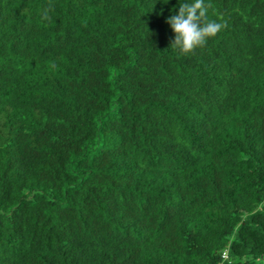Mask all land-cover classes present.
Masks as SVG:
<instances>
[{
	"label": "trees",
	"instance_id": "16d2710c",
	"mask_svg": "<svg viewBox=\"0 0 264 264\" xmlns=\"http://www.w3.org/2000/svg\"><path fill=\"white\" fill-rule=\"evenodd\" d=\"M184 2L0 0V264L264 260V0Z\"/></svg>",
	"mask_w": 264,
	"mask_h": 264
},
{
	"label": "clouds",
	"instance_id": "9594fccd",
	"mask_svg": "<svg viewBox=\"0 0 264 264\" xmlns=\"http://www.w3.org/2000/svg\"><path fill=\"white\" fill-rule=\"evenodd\" d=\"M209 7L205 0L179 4L178 14L170 16L166 21L175 34L171 48L177 49L182 55H190L204 47L209 39L216 37L226 27V22L208 20ZM254 264H264V260L257 257Z\"/></svg>",
	"mask_w": 264,
	"mask_h": 264
}]
</instances>
